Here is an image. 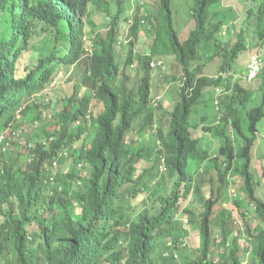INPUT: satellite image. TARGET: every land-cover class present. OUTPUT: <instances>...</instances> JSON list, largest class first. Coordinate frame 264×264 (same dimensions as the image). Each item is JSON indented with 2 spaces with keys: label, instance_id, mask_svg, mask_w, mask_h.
<instances>
[{
  "label": "trees",
  "instance_id": "1",
  "mask_svg": "<svg viewBox=\"0 0 264 264\" xmlns=\"http://www.w3.org/2000/svg\"><path fill=\"white\" fill-rule=\"evenodd\" d=\"M192 1L195 26L185 40L173 27L170 0H159L156 14L142 16L147 50L134 55L142 9L136 2L124 68L114 51L124 0H115L116 14L110 15L105 37L99 35L90 54L86 41L95 29L92 12L110 14V1L0 0V136L8 139L20 132L12 143H20L18 151L6 147L7 139L0 141V264H244L229 228L233 212L223 205L234 177L247 195L245 213L252 212L260 221L247 231L246 256L264 264V195L256 194L264 165L262 178L252 170L257 125L264 118V66L253 80L258 81L257 97L253 81L235 79L232 71L246 48L243 33L233 44L221 43L219 13H213L216 21L209 20V7L221 0ZM254 14V33L262 43L264 2ZM207 46L211 53L206 57ZM32 54L38 57L35 64L27 62ZM166 56H173L181 71L179 100L160 126L155 124V109L162 107L161 98H151V73L163 62L151 65ZM79 61L88 65L82 80L85 90L66 97L48 121L42 114L52 108L50 98L22 105L25 98L41 94L62 66ZM208 65H213L214 75L208 74ZM210 87L222 114L216 124L203 125L207 104L200 110L194 107ZM254 100L259 104L248 108ZM191 116L199 122L191 123ZM24 123L35 124L27 140ZM199 126L220 140L210 153L200 149L193 135ZM150 130V146H140ZM83 135H88L85 143L75 147ZM62 158L74 163L63 177L53 170V163ZM151 165L164 168L152 186ZM210 169L218 176L216 188L211 177L208 183L196 177ZM196 204L201 207L197 212L192 208ZM217 207L219 227L213 222ZM33 222L38 228L29 234ZM193 234L198 246L188 241Z\"/></svg>",
  "mask_w": 264,
  "mask_h": 264
},
{
  "label": "rangeland",
  "instance_id": "2",
  "mask_svg": "<svg viewBox=\"0 0 264 264\" xmlns=\"http://www.w3.org/2000/svg\"><path fill=\"white\" fill-rule=\"evenodd\" d=\"M110 1L109 5V13L107 12H101V11H93L91 15V20L95 24V29L91 31L89 40L86 41V44H89L87 48V53H91L92 45L95 42H99L100 36L105 37L106 31L109 28V23L112 21V18L110 15L114 16L116 14V8H115V0H108ZM222 1V0H221ZM221 1L219 3L213 4L209 7V20L212 19V21L215 20V15L213 13L218 12L217 19L221 20V24L223 25L222 29L217 34L218 41L225 44H233L239 34V32L243 33L244 36V42L246 48L240 52L239 56L237 57L234 66H232L233 73H236L238 76L242 74L243 72V62L247 61L249 56L254 53H258L263 60L264 63V42L260 43L258 36L254 33V19L256 15L254 14L257 6L262 2V0H223L222 4ZM125 3L121 4V11L119 16L116 20V26H115V42L116 47L114 49L115 56H117V62L120 64L121 67L128 68L127 66H124L125 58H126V52H127V45L119 44V41L124 37L130 38V22L133 21V16L135 13H133V7L136 2L142 5V9L138 13L140 25L138 30V37L135 42V50L136 53H143L144 49H146V38H147V25L145 23H142V16H145L146 14H156V10L158 9L159 0H124ZM193 5L192 0H170L169 6L172 12V21H173V27L178 35V38L183 41L188 36L190 31L195 26V20L191 13V8ZM132 13V14H131ZM132 15V16H131ZM87 30H89V27H87ZM100 35V36H99ZM126 43V41L124 42ZM147 50V49H146ZM40 52V50H39ZM204 54H206V57L210 55L211 53V47L207 46L205 48V51H203ZM42 56V53H41ZM161 61H163V66L156 68L151 73V98L152 99H160L161 108L155 109L156 115H155V124L157 125H163L165 121V115L170 113L172 111L173 106L176 104V102L179 100L178 95V88H179V79L181 71L180 68L177 67L175 58L173 56H166L164 58H160ZM38 60V57L36 55H31L27 62L29 64H35ZM87 62L90 61V58L86 56ZM85 61H79L78 64L71 65V66H62L59 70V72L56 74L54 79L50 81V84L43 90V92L37 96H30L29 98H25L22 101V105L31 104L34 105L36 102H40L44 97L50 98L52 100V108L50 109L49 113L42 114V119L46 122L49 120L48 116L56 114L62 109V103L66 99V97L70 96L72 93L75 92L76 96H79L81 94V90H85L84 84L82 82L83 75L86 71V67L88 65ZM136 60L134 61V67L136 68ZM205 62V60H204ZM216 64L218 62V59L215 61ZM214 62V63H215ZM132 67V65H131ZM132 67L130 74L134 75L135 68ZM213 65L206 66V69L208 70L209 75L215 74V69ZM217 67V66H216ZM215 67V68H216ZM130 68V66H129ZM207 74V73H206ZM176 79V80H173ZM178 79V80H177ZM258 81H253L251 83V86L253 87L254 96L260 97V91L257 87ZM87 90V89H86ZM221 90V89H220ZM87 92H90L88 90ZM216 94L214 92V87H210L207 89V91L204 94L203 100L201 101V104L194 107V110H200L201 107H203L205 104L206 114L205 120L200 121L203 125H211L214 124L217 120L218 114L216 109V104L213 102V98H215ZM151 99V101H152ZM205 102V104H202ZM259 104V100H254V102H250L248 108L253 107L254 105ZM247 108V109H248ZM219 114H222L219 112ZM43 116H46L44 118ZM195 116V115H194ZM191 116V123H195L197 120V117ZM241 118H242V125L245 127L246 125V119L244 112H241ZM199 122V121H198ZM35 124H29L24 123L23 128H26L27 130V136H24V140H27L28 137L34 135L35 133ZM258 129H259V138L253 148L252 151V170L253 175L256 178H262L261 176V167L264 165V140L262 137H264V118L258 123ZM33 127V128H32ZM32 128V129H31ZM154 130H150L148 133H146L147 136H144L138 144L140 146H150L152 137L154 135ZM193 135L195 137H198L199 139V145L200 149H208L209 153L216 149L220 145V140L213 139L211 135L205 134L203 131H201L200 126L197 129H194ZM135 135V133L133 134ZM231 136V132L229 133ZM85 136L83 135L81 140L77 141L74 146L77 148H80L85 143ZM158 143V142H157ZM232 143V142H231ZM233 144V143H232ZM10 148H13L14 150L20 149V144L14 145ZM208 162V161H207ZM192 166V171H194V166ZM74 168V163L72 162V159H60L58 161V164H56L53 167L54 172L58 174L59 176H65L68 171ZM213 168V167H212ZM150 170L151 175L149 176V179L151 180V186L155 185L160 178H162L164 174V168L161 166L154 168L152 165L148 168ZM211 170V169H210ZM197 179L204 178L205 182L208 183V180L212 179L213 186L216 188L219 185L216 171L211 170L209 174H205L202 176V173L199 174V172L196 174ZM231 180V186L229 188V196L227 200L224 199L223 205L227 209H230L233 212V225L229 228L232 230V239H237V243L240 248V257L243 260L244 264H255L254 262L249 261L250 259L246 256L247 252L249 250L250 241L248 237V230H253L259 223V219L257 216H254L252 212H249L248 214L245 213V204L247 202V195H245V191L241 188V182L237 180V177L230 178ZM234 180V182H233ZM197 181V180H196ZM201 186L203 187V182H201ZM257 196L261 197L264 195V179L262 178L260 186L257 188L256 191ZM194 199V197L192 198ZM238 201L240 205H236L234 202ZM196 212L200 207V204H196L194 207H192ZM220 210V207H217L214 211V223H217L218 227V221L221 218L220 214L218 213ZM245 213V214H242ZM214 227V225H213ZM37 224L33 222L29 227L28 231L29 234L37 231ZM215 228V227H214ZM189 236V233H188ZM187 236V237H188ZM198 236L196 234H193L188 238V241L191 245L198 246ZM217 259L215 258V262L217 263Z\"/></svg>",
  "mask_w": 264,
  "mask_h": 264
},
{
  "label": "clouds",
  "instance_id": "3",
  "mask_svg": "<svg viewBox=\"0 0 264 264\" xmlns=\"http://www.w3.org/2000/svg\"><path fill=\"white\" fill-rule=\"evenodd\" d=\"M262 2H264V0L262 1ZM135 5H136V3H135ZM135 5H134V7H135ZM133 7V8H134ZM143 8V7H142ZM133 12H134V9H133ZM132 14V13H131ZM132 16V15H131ZM255 20V19H254ZM129 23H130V26L132 25V23H133V21H132V23L130 22V20H129ZM126 41V43H124ZM130 41V39H129V37L127 36V37H124V38H122L120 41H119V44H122V45H128V42ZM136 51V50H135ZM136 54V52H134V55ZM256 58L257 59V61H258V63H259V66H260V70H259V72H258V74L257 75H255L254 77H252L251 79H248L247 78V73H248V65L251 63V61H252V59L253 58ZM158 61H160V64L159 65H155V66H161L162 65V62L163 61H161L160 59L159 60H156V61H154V63H156V62H158ZM243 64H244V66H243V72H242V74L241 75H237L236 73H234V78L236 79V78H239V79H243V80H245L246 82H249V81H253L256 77H258V75H260L261 74V71H262V68H263V66H264V63H263V60L261 59V57H260V55L258 54V53H254V54H251L250 56H249V58H248V60L247 61H244L243 62ZM152 66V65H151ZM233 66H234V64H233ZM216 91H221L220 89H217ZM216 103V102H215ZM217 107H216V111H217V114H218V117H217V120H216V122L214 123V124H216L217 122H218V119H219V116L221 115V114H219V110H218V105H216ZM214 124H212V125H214ZM231 132V136H230V138L232 139V138H234V134H233V131H230ZM229 132V133H230ZM20 134V132L18 133V134H13V135H11V136H8V139L5 137V140L7 139V143H8V145H6V147L7 146H9V148L10 147H12V146H14V145H12V143L14 144V141H16L17 140V136ZM20 144V143H19ZM63 154H66V152H64ZM57 164V161H55L54 163H53V167L55 166ZM161 166V165H160ZM162 167H163V165H162Z\"/></svg>",
  "mask_w": 264,
  "mask_h": 264
},
{
  "label": "built area",
  "instance_id": "4",
  "mask_svg": "<svg viewBox=\"0 0 264 264\" xmlns=\"http://www.w3.org/2000/svg\"><path fill=\"white\" fill-rule=\"evenodd\" d=\"M160 64V61L156 62V63H153L152 66H155V65H159ZM260 70V66H259V63L257 61V59L254 57L251 61V63L248 65V75H247V78L248 79H251L252 77H254L255 75L258 74ZM5 137L2 135L0 136V141H4ZM6 145H8L7 142H5Z\"/></svg>",
  "mask_w": 264,
  "mask_h": 264
}]
</instances>
